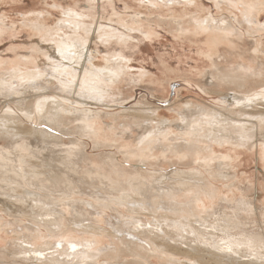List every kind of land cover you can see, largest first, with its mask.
<instances>
[{
    "label": "rangeland",
    "instance_id": "rangeland-1",
    "mask_svg": "<svg viewBox=\"0 0 264 264\" xmlns=\"http://www.w3.org/2000/svg\"><path fill=\"white\" fill-rule=\"evenodd\" d=\"M171 1L170 3L168 0H0V70L16 67L15 69H21L20 72L26 73L30 70L36 71V65L42 64L41 66L44 68L47 56L52 54L55 56L56 45L54 44L59 43L60 40L73 38L74 34H77L76 36L81 38L88 37L90 39L88 40L89 43L87 41L89 49L86 57L88 58L85 59L89 65L103 66L104 64H111L112 68L116 69L118 73L117 84L107 83L109 87L104 93L105 96H103L102 101L96 100L95 102L93 100L92 102V99H90V101L86 100L90 102V105L82 106L67 99L65 101V98L82 100L76 93L57 91L56 82L50 81L51 86L48 92L51 95L48 97L55 99L54 104L49 99L52 102V106L56 107V100L61 102L63 100L68 107L72 106L86 110L92 115L94 114L91 125L95 129L96 138L79 134L76 129H73L76 124H67L63 128V132H67L61 137V133H59L61 130L56 131L48 126L46 127L45 124L42 125L45 122V119L41 118L42 115L40 117L36 116V122L32 124L28 122L22 112L18 110L16 104H2L0 106V116L10 112V115H16L21 118V121L18 122L21 126L30 127L25 125L27 123L32 126L30 128L48 132L49 134H57L66 145H69L71 141H77L86 159L89 158L88 160L95 163L98 168L109 171L110 169H112L111 171L117 170L119 174L121 173L125 177L131 174V178L125 179L126 184H124V187H129L128 183L132 178L135 180L134 176H143L146 181L153 180L148 181L149 183H154L155 185L156 182V185H159L157 180L160 181L161 177L166 174H172L180 176L175 178V182L179 178L183 179L182 182H192V178L197 177L201 178L205 184H208L207 186L211 185L210 188L212 190H215L214 196L216 197L214 199H212L213 196L209 198L208 194L211 192L207 194L206 192L201 193V201L196 206L199 209L202 206L208 207L207 209L216 208V206L225 201L224 205L227 206V201L235 202L244 197L249 198L255 204H252V208L254 206L256 211L254 210L255 212H252V215L249 213L245 215L246 219L249 218L250 220L248 219L249 221L247 220L246 222L245 219L244 223L242 221L243 227L241 228L251 230L253 227L255 229H252V231L259 232L262 230L261 228H264V222H262L264 221L262 218L264 215L262 214L264 211V147L259 142L251 146H236L230 142H219V144L216 141H211L210 143L204 134L211 128L214 131H218L221 126L218 125L216 128L205 126L204 133H202L203 136L196 137L195 140L198 145L203 147L209 144L212 146L210 149L208 148L210 151L211 149L213 150L209 158L210 161L205 162L202 159L206 155L205 153L210 152L208 149H205L206 152H204V150L201 151L196 147L201 151L199 158L193 152V149L191 151L187 146L176 152V154H181L182 151H186L183 153L184 158L178 160L173 153L176 151L174 140L177 141L180 138L178 135L181 134V127L185 126L187 122L194 120L195 117H200L202 110H205L208 115H214V119L219 116L216 112H222L224 109L230 110L227 107V100L221 94H229V99L231 95H236V99H239L241 96H247L245 92L250 90L251 87V92L262 90L260 86L258 87L253 83L246 90H241V93L235 90L230 91L229 89H233V87L225 85L221 78L213 79L209 76L211 72L214 74L218 72H221L220 74L226 73L231 67H237V62L242 58L246 65L252 67V73L260 72L259 75L263 74V76L254 77V79H258V81L264 80V66L261 67L262 64L264 65V10L258 12L257 15L253 16L252 14L249 16L248 19L251 22H247L242 14L243 8L240 5L238 7L233 6V1L235 0H220L218 2L217 0ZM70 15L72 16L70 17ZM207 18H212L216 21L215 23L211 22V26H219L223 29L228 40L218 42L219 44L217 43L216 45L208 40V35L218 30H198V23ZM135 19L142 23H136ZM222 20H225L224 23L219 24V21ZM77 22H79V26L75 25ZM134 22L136 25H133L135 24ZM128 24L133 26L130 27ZM180 28L182 29L180 30L182 31L181 33L178 31ZM250 56L254 60L250 59ZM232 60L233 62H231ZM215 63L220 66L218 71H214ZM81 70L78 72V74L80 73L79 76L83 74ZM31 100L29 97L28 100L26 98L24 101ZM257 108L261 109V106ZM144 116L149 117L154 132L157 131L158 123L165 124L168 131L166 137L163 134L160 135L162 142L160 141L159 143H161L162 149L164 148L163 150H161L159 143L155 141L157 139L153 140L156 147L153 145V141L149 144L150 148H152V151L149 148L151 156L147 154L150 153L148 148L142 152L139 151L141 146H138L139 135L143 134L145 130L146 132L149 131L150 128L147 124V118H144ZM232 117L243 118L237 114H233ZM218 120H220V124L223 119L219 117ZM143 148L145 147L143 146ZM196 148L195 150L198 151ZM136 151H139L138 154ZM144 152L146 155H144ZM202 152H204L203 155ZM135 154L136 156H134ZM88 160H86V164ZM78 189H75L78 195L73 193V199L77 202V205L71 204L70 206L67 200L63 198L62 200L65 202L60 199L54 201L46 200L49 202H46L43 207L46 209L50 207L49 205L58 202L59 209L63 207V219L65 218L64 220L67 221L65 222L67 229L70 222L66 218L70 217L69 213H71V210L92 201L96 208H99L100 214H102L100 215L99 212L93 213V216L94 214L95 216L91 215L92 219L90 218L91 220H86L85 222L86 225L93 224L92 227H97L98 232H102V234L96 235V237L91 236L92 228L90 230L82 226V229L80 228V230L75 232H78V236L74 233L77 237L75 235L73 237L77 239L71 238V234H69L70 236L67 240H90L91 237H95L96 241L94 240L90 247L96 249L101 246L103 248L97 250L100 257L97 256L94 259L98 261V264H103V252L112 251L116 245L120 249H125V245L122 246L119 243L116 239V234L108 226V221L110 222L115 215L124 219L130 217L129 215L134 214L130 210L134 209H130L132 208L131 204L124 205L126 201L118 205L111 204L112 201H108V204H105V200L98 198L99 200L96 202L97 199L83 196L82 190ZM241 193L244 194L242 195ZM79 194L82 196H79ZM211 194L213 195V193ZM138 196V192L134 191L128 200L143 199V197ZM151 197L152 206H154L155 200L156 202L157 200L159 203L161 202V200L159 201L160 198L155 195ZM181 200L184 199L181 198ZM105 205L111 206L106 208ZM146 207L148 208V205ZM24 209L28 211L25 206H18L15 208V212L23 211ZM86 209L89 210L88 207ZM156 210L161 211L158 208ZM117 211L120 213L117 214ZM141 212V214L140 212L135 213L139 215L138 217H135V214L133 215L134 217H131L141 219L142 222L145 221L146 223L153 222L154 217L160 219V216L151 213L149 208L147 212L145 211L146 213L144 211ZM164 212L169 216H177L175 212L172 213V211L168 210H164L161 214H164ZM29 219L25 213L18 216L11 212H6V210H0V264H13L14 259L2 256L3 252H5L4 249L18 247L17 245L22 240H25L28 234L35 239H32V245L40 247H48V244L51 246L55 239L57 241L59 239L65 240L64 236L62 237V235L56 233V235L53 233L54 235L49 237L51 232L48 233L41 225L38 227L39 231H35V228H28ZM166 220L167 223L171 222L169 219ZM164 226L163 224V228L166 231L164 232L163 240L165 239L164 241L167 243L171 241L170 244L181 249V252H191L192 249L189 246L192 248L194 246L197 247L198 241L202 240V237H199L200 239H197L196 245L194 242L189 243L188 240L182 241L184 243L182 245L180 244L182 243L181 241L178 243L179 238L175 237L174 234L176 233L172 230V227L168 231L169 228L167 229L165 228L167 226ZM70 231L71 229H69ZM151 231L153 230L151 229ZM239 231L241 232L242 230H237L236 233H240ZM83 232H85V235ZM109 233H113L115 238L111 239L108 235ZM154 233L160 234L159 236L161 237L163 236L159 230H154ZM166 235L175 237L174 241L170 240ZM187 236L191 238L190 235ZM52 237L54 238L52 239ZM152 237L154 236L149 235L150 239ZM126 238L125 240H127ZM127 241L139 245L138 242L136 243L129 239ZM144 242L146 241L144 240ZM199 244L200 246L198 247L201 248L203 244ZM201 249L204 248L202 247ZM57 257L61 259L59 256ZM70 259L69 257L64 260ZM227 259L225 260L227 261ZM160 260L155 256L149 259L148 263L161 264L162 260ZM133 261L134 259L128 257L127 260L115 261L114 264L132 263ZM178 262L180 264L196 263L185 257H179Z\"/></svg>",
    "mask_w": 264,
    "mask_h": 264
},
{
    "label": "bare ground",
    "instance_id": "bare-ground-1",
    "mask_svg": "<svg viewBox=\"0 0 264 264\" xmlns=\"http://www.w3.org/2000/svg\"><path fill=\"white\" fill-rule=\"evenodd\" d=\"M169 1L170 3L172 2L171 0H168V2ZM173 1L177 2V0ZM218 1L220 0H217V2ZM239 5L243 8L242 14L244 15V20L247 22H251L248 19L249 16L252 14L253 16L257 15L258 12L264 10V0L233 1L234 7H238ZM71 16L72 15H70V17ZM137 20L135 19L134 21L138 24L142 23ZM224 21H219V24H223ZM211 22L215 23L216 21L212 18L201 20L197 25L198 30L202 31L206 29H215L220 31L219 33L217 31L208 35V40L213 42V44L217 45L218 42L228 40L225 37L223 29L219 26H211ZM136 23L132 24L136 25ZM78 24L79 22L75 25L79 26ZM132 24H128V26L132 27ZM223 28L225 29V27ZM180 30L182 29L180 28L178 31ZM181 32L182 31H180V33ZM74 35L75 36L73 38L60 40L59 43L54 44L56 45L55 56L54 54L47 56L44 68L41 66V63V65H36L35 69L38 71L30 70L24 73L22 71L20 72L21 69H15L16 67H13V69L7 68L6 70H0V106L2 104L5 105L6 103L16 104L18 110L22 112L26 120L31 122V124L36 122V116L40 117L42 115L41 118H43V120L45 119V122L42 125L45 124L46 127L48 126L56 131L61 130L59 132L61 133V137L67 132H63V128H65L67 124H76L73 129H76L79 134L92 138L94 136L96 138L95 129L91 125L92 118L95 116L94 114L92 115L86 110L72 106L68 107L65 105L63 100L62 102L56 100L57 105L54 108L52 106V102L54 104L55 99L53 100L52 97H48L51 95L48 92L51 86L50 81H55L58 89L57 91L60 90L64 93H76L79 98H82V100L77 98H65V101L67 99L81 106L90 105V99H92V102L93 100H95V102L96 100L102 101L103 96H105L104 93L108 90L109 84L116 83L118 73L116 69L112 68L111 64L96 66L94 64L89 65L85 61V59L88 58L86 55L88 54L89 49L87 41L90 39H88V37L81 38L76 36L77 34ZM258 51L256 52L258 53ZM251 57L252 56H250V59L253 58ZM259 61L257 62L259 63ZM231 62H233V60ZM218 65L216 63L214 64V71H218V67H220ZM236 66L237 67H231L230 70L223 74H220L221 72H215L216 74L211 72L209 77H212L213 79L221 78L225 85L233 87V89H229L230 91L235 90L241 93V90H246L253 83H255L258 87L260 86L262 90L259 92H251V87L250 90L245 92L247 96H241L239 99H236V95H231V98L229 99V94H221V96L227 100V107L230 108V110L224 109L222 112H216V114H219L216 119H214V115H208L205 110H202L200 117H195L194 120L187 122L185 126L181 127V134L178 135L180 138H178L177 141L174 140V144H176V151L174 150L175 153L173 154L176 159L180 160L184 158L183 153L186 151H182L181 154H176V152L179 150L181 151V149L186 146L191 151L193 149V152L198 155V158L201 151L204 150V152H206L205 149L207 150L212 147L210 144V146L208 145L204 147L202 145H198V142L195 140L196 137L201 135L203 136L202 133H204L203 130L205 129V126L215 128L218 125L221 126L218 131H214V129L211 128V130L209 129L204 134L205 138L207 141H210V143L211 141H216L217 143L230 142L236 146H251L256 142H259V144L264 147V80L262 79L261 81H258V79H254V77L257 78L259 76H263V74L259 75L260 72L252 73V67L246 65L242 58H240V61L237 62ZM263 66L264 65L262 64L261 67ZM24 68L26 67L24 66ZM80 70L81 73L83 71L81 76H79L80 73L78 74ZM107 83L109 84L107 85ZM29 97L32 99L31 101H24L26 98L28 100ZM49 99L52 100V102ZM258 106H261V109H258ZM10 114V112H6L4 115L0 116V210H6V212H11L12 214H16L18 216L25 213V215L30 218L29 224L27 225L28 228H35V231H39L38 227L41 225V227L45 228L48 233L51 232L49 237L55 233L65 237V240L59 239L57 241V239H55L51 246L48 244V247H40L32 245V239H34V237H31L30 234H28L25 240H22V242L17 245L18 247L4 249L5 252H3L2 256H8L11 257L12 260L14 259L13 264H98V261L94 259H96L97 256L100 257L97 250H101L103 248L99 246L95 249L90 246L94 243L96 235H100L102 232H98L97 227H92L93 224L86 225L85 221L91 220L92 218L90 216H93V213L99 212L100 214L99 208H96V205H94L92 201L82 204L83 206L80 205L81 207L77 206L74 210H71V213H69L70 217L66 218L70 222L66 229L67 224L65 225V222L67 221L64 220L65 218L63 219L64 210L63 207L59 209L58 202L49 205L50 207H47L46 209L43 207L44 204L49 201L60 199L63 202V198L67 200V203H69L70 206L71 204L74 206L77 205V202L73 199V193L78 195L76 194L77 191L75 192V189L77 188L82 190L83 196L97 199L96 202L99 199H103V201H106L105 204H108V201H112L111 204L114 203L118 205L126 201L124 205L131 204L132 208H130L131 206L129 208L134 209L130 210L134 214L137 212H140L141 214V211L147 212V209L149 208L151 209V213H155L160 216L161 220L154 217L153 222L146 223L145 221L142 222L141 219L133 218L134 216H139L136 214H133V216L130 213V217L125 219L121 216L116 217L114 214L115 216L111 218L112 220L110 222L107 220L108 226L116 234V239L119 243L122 246L125 245V249H120L119 247H116V245L112 251L110 250L109 252L108 249V252L105 251L107 253L103 252V264H114L115 261H120L122 259L127 260L128 257H131L134 261L132 263L125 264H149L148 260L155 256L162 260L161 264H180L178 262L179 257L188 258L191 261L196 262L195 264H264V228H261L262 230L259 232L252 231V229H255L253 227L251 230H247L248 228H241L243 227V223L246 219L245 215L248 213L252 215V212L256 211L254 206L252 208V204H255L252 203L249 198L247 199L244 197L235 202L227 201V206L224 205L226 201L223 199L225 202H222V204L216 206V208L212 207L207 209L208 207L206 208L202 206V208L199 209L196 206L197 203L201 201V193L206 192L207 194L211 192L213 195L211 193L208 194L209 198L213 196L212 199H214L216 197L214 196L215 190H212V188H210L211 185L207 186L208 184H205L201 178L197 177H193L192 182H182L183 179L181 180L180 178L177 182H175V178L180 177L176 174V176L172 174L162 176L163 178L161 177L160 181L157 180L159 185H156L155 182L156 186L154 183H149L153 180L149 181L147 179L149 181L148 182L143 176L138 175L134 176L135 180L132 178L130 182L128 181L130 188L127 186L124 187V184H126L125 179L131 178V174L125 177V175H121V173L119 174L117 170H102L98 168L95 163L88 160L89 158L86 159L80 149V146H78L77 141H71L69 145H66L62 142L61 137L57 136V134H49L48 132L30 128L32 126L27 123H25V125L30 127H23L18 123L21 121V118ZM233 114H237L243 118H234L232 117ZM219 117L223 119L221 121L223 124H219ZM144 118H147V124L150 128L147 125L149 131L146 132L145 130L143 134L139 135L138 146H141L139 151L142 152L146 148L149 150V144L153 140L157 139L155 141L159 143L162 140L160 135L163 134V136L166 137L168 132L167 126L161 123H158L159 125L157 126V131L154 132L153 127L150 124L149 117L144 116ZM159 145L161 150H163L164 148L162 149L161 143H159ZM143 146L145 148L142 149ZM154 146L156 147V145ZM196 147H198L201 151H199ZM195 148L199 151V153H197L198 151H196ZM151 149L152 148H150V150ZM151 151L150 153H147L149 156H151ZM212 151L213 150L211 149L209 153H205L206 155L204 157L201 156L205 162L210 161L209 158L211 157L210 155ZM193 152L191 153L193 154ZM204 152H202V155ZM144 155H146V153ZM134 156H136V154ZM142 158L147 159L145 157ZM86 160H88L87 164L85 163ZM101 168L103 167L101 166ZM194 172L198 173L197 171ZM134 191L138 192L139 196L143 197V199L141 198L129 201L128 199ZM111 192H113V195ZM185 193L187 194L185 195ZM82 195L79 194V196ZM153 195L160 198L159 201L161 200L160 203L158 200L157 202L155 200L154 206H152V203L150 202L152 200L151 196ZM181 198L184 200H181ZM146 205H148V208ZM18 206H25L28 211L24 209L23 211L15 212V208ZM56 206L57 208H55ZM110 206L105 205L106 208ZM86 207H88L89 210H87ZM157 208L161 209L162 212L164 210L172 211V213L175 212V215L177 216H169L168 214H165L166 212L161 214L162 212L160 210H156ZM119 213L120 212L117 214ZM262 214H264V211ZM262 218L264 220V215ZM166 219L171 220V222L167 223ZM248 219L249 218L246 219V222ZM163 224L167 226H164L165 228H169L168 231L170 230V227H172V230L176 233L174 234L175 237L177 239L179 238L178 243L179 241L185 242L188 240L189 243L194 242L196 245L197 239L202 237V240L200 241L199 238L198 242L203 244L202 247L204 249H201L202 247H198L200 246L198 243L197 247L194 246V248H192L189 246V248L192 249L191 252H181V249L170 244L171 241L170 243H167L164 241L165 239L163 240V237L165 236L164 232L166 231L163 228ZM82 226L89 229L92 228L90 235L95 237H91L90 240H67L70 236L69 234H71V238H74L78 234V232H75L80 230ZM27 227L25 228L27 229ZM69 229H71L70 232ZM151 229L153 231H151ZM240 229L242 231H239L240 233H236L237 230ZM154 230L161 231L163 236H159L160 234L158 235L157 231V233H154ZM84 233L85 232H83V234ZM108 235L111 239L115 238L113 233H109ZM149 235H153L154 237L150 239ZM187 235H190L191 238ZM166 236H168L170 240L174 241L175 237L173 238L170 235ZM53 238L54 237H52V239ZM125 238L136 243L138 242L139 245L130 243L125 240ZM144 240L146 242H144ZM180 244L183 245L184 243L182 242ZM57 256L61 259H58ZM69 257L71 258L70 260H64ZM225 259H227L228 262Z\"/></svg>",
    "mask_w": 264,
    "mask_h": 264
}]
</instances>
